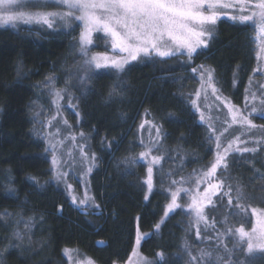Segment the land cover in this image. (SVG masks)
Listing matches in <instances>:
<instances>
[{
	"label": "trees",
	"instance_id": "16d2710c",
	"mask_svg": "<svg viewBox=\"0 0 264 264\" xmlns=\"http://www.w3.org/2000/svg\"><path fill=\"white\" fill-rule=\"evenodd\" d=\"M249 29L222 20L208 47L192 59L153 58L120 74L95 70L84 87L73 86L80 126L70 119L73 131L81 127L96 155L90 186L99 206L79 208L53 180L50 156L33 120L35 105L43 100L42 85L54 78L63 87L76 73L70 32L0 28V264H67L65 249H77L98 264H121L133 252L138 230L151 233L142 253L163 255L156 264H190L189 253L201 250L212 257L196 264H217V256L223 258L221 264H264V253L247 255L229 234L250 224L251 209H264V75ZM207 70L244 115L252 112L246 97L258 94L260 114L250 116L256 139L246 143L256 151H236L226 158L217 173L221 191L198 227L199 238L182 210L156 231L168 203L162 186L172 183L181 168L194 174L206 169L214 155L211 132L193 104L201 72ZM144 120L163 134L157 151L163 164L147 199L138 138Z\"/></svg>",
	"mask_w": 264,
	"mask_h": 264
},
{
	"label": "snow or ice",
	"instance_id": "6c2138e0",
	"mask_svg": "<svg viewBox=\"0 0 264 264\" xmlns=\"http://www.w3.org/2000/svg\"><path fill=\"white\" fill-rule=\"evenodd\" d=\"M49 3H55L63 10H31L43 9ZM226 8H238L240 14L233 15L231 19L238 20L242 24L250 22L254 26V42L257 43L260 53H264V0H0V27L15 28L18 23L27 25L34 22L51 28L55 20H60L67 26H71L72 22H79L78 26H82L83 29L79 36V51L85 58L84 64L88 70L91 71L93 67L95 69L111 68L120 74L126 71V65L139 60L141 57L171 58L178 54H186L191 59L199 47H207V41L204 37L211 36L213 31L211 26L216 25L221 11ZM94 33H103L110 40L113 55H108L106 49L105 53H98L89 57V45L93 43ZM90 79L91 76L86 72L80 82L85 84ZM207 84L212 87L213 94H215L216 89L212 84L210 71L207 75ZM53 94L57 97L61 95L58 91ZM216 98L220 99L219 96ZM261 102L264 103V99ZM225 106L228 107L233 124L239 123L248 128L256 127L247 116L240 115L237 110L229 107L227 102H225ZM252 111H256L255 106H253ZM238 116L239 120L237 119ZM203 118V114H201V119L203 120ZM159 134V129H157V136ZM238 140L239 137L237 136L235 140L229 142L223 152L217 151L215 162L203 174V178L197 181V191L191 196V203L188 206L189 214L192 215L197 226L206 221L204 208L206 204L211 203L212 197L217 195L222 187L221 183H213L210 178L215 175L217 168L226 161L229 150ZM215 142L219 150L221 144L218 136L215 137ZM145 148L146 151L140 153L141 159L152 152V148L147 146ZM52 150L55 151V146ZM237 151L254 152L256 149L245 147L242 150L237 148ZM159 160L160 157H152L154 164L159 163ZM56 163V157L53 156V164ZM146 183L149 191H151L152 167L148 168ZM200 183H207L203 192L199 191ZM180 191L187 192L188 190L178 188L171 193V202L167 205L165 216L174 209L181 207L177 203ZM240 198V193H237V199ZM85 202L86 200L80 201L82 204ZM228 202L229 204L232 203L231 198ZM252 215L255 217V223L250 231H246L244 227L235 230L240 240L247 242L249 253H252L254 249L264 251V209L253 208ZM161 223L163 220L154 226L155 229L158 230ZM15 235L20 238L18 232ZM196 235L197 238L200 237L198 227ZM140 240L141 235L138 231L137 245L140 244ZM185 247H188L187 244ZM227 251L231 255V250ZM68 253L69 250L65 249V254ZM136 254V251L133 250V256ZM157 255L163 259L161 253ZM189 256L190 264L197 260V257L192 256L191 253ZM200 257L201 259L204 257L210 259L212 253L201 250ZM216 261L217 264H221L223 258L217 256ZM87 264H93V262L88 260ZM128 264H132L131 257ZM228 264H233V262L229 261ZM235 264H243V262L236 261Z\"/></svg>",
	"mask_w": 264,
	"mask_h": 264
},
{
	"label": "rangeland",
	"instance_id": "374dc122",
	"mask_svg": "<svg viewBox=\"0 0 264 264\" xmlns=\"http://www.w3.org/2000/svg\"><path fill=\"white\" fill-rule=\"evenodd\" d=\"M31 10L61 11L63 9L57 6L55 3H49L43 9H31ZM239 14L240 13L238 12V8H226L221 11V14L217 19L216 25L211 26L213 28L211 36L204 37V39L207 41V47L210 44L214 36L215 28L220 21L226 20V21L242 24L238 20L231 19L233 15H239ZM78 24L79 22H72L71 26H67L65 25L64 22L60 20H55L51 28L48 27L47 25L37 24L34 22L27 25L23 23H18L17 27L15 28L12 27H0V28H11L15 30H18L20 28H27L30 31L32 29H36L40 31H46L47 33L51 32L52 34L58 33V31L70 32L69 34L66 35L70 37L69 40L72 41L73 43V50L71 52V55L72 57H74L73 60L78 62L77 64H75L76 68L74 71L76 73L73 75L72 78L68 77L65 80V84L63 87H61L54 78H50L48 81H46V83L42 85L43 100L38 101L36 103L34 116H33L35 134L45 143L46 150L50 156V161L52 165L53 180L55 181L56 184L60 185L66 190L67 195L70 198L71 202L79 208L81 207L99 208V206L95 203L90 186L91 174L96 165V155L94 152H92V150L90 151L88 142H86V137L84 136L81 127L77 133L73 131V128L75 127L74 125L75 122L72 123V120L70 119V118L75 119L77 126H80L81 117L77 110V101L75 95L73 94L74 91L73 86L74 88H78V87H84L86 85V83L81 84L80 82L86 72L89 75V73H92V71L95 70H111V71H115V70L111 68L95 69L94 67L91 71L88 70L87 66L84 64L85 58L81 55L79 51V36L83 29L82 26H78ZM242 25H249L250 27V29L248 30L249 39L253 47L256 48L258 51L257 52L258 68L264 75V53H260L257 43L254 42V37H255L254 26H252L250 22L244 23ZM92 39H93V43L92 45H89V57L92 55H96L98 53H105L106 49L108 55L110 56L113 55V50L110 47V40L107 37H105L103 33H94ZM207 47H203V46L199 47L196 53L193 54L192 58L196 56L199 52L204 51ZM177 56H183L185 58H188L186 54H178ZM154 58L169 59L168 57H163V58L154 57ZM149 59H153V58L141 57L137 61L130 62L129 65ZM129 65H126V68ZM209 71L211 72L212 75V84L216 89L215 94H213L212 87H209L207 84V75ZM214 79L215 77L213 71L207 70L201 72L200 82L197 86V89L195 90L194 99H193V101H195L194 108L197 110L199 121L204 125H206L211 132L213 144H214L213 158L206 169L201 170L195 174L189 173L188 170L186 169L183 170L181 168L180 170H178L179 173L177 174V177L174 180L176 183H173L174 181H172V183H170L169 185L167 184L166 186H162L168 196L167 205L171 202L172 192L176 191L178 188L188 190L187 192L186 191L179 192L177 197V203L180 204L181 207L174 209L172 212H169L168 215L164 217L163 223L170 217L171 214L175 213L178 210H182L190 216L196 228L203 225L204 222H201V224L197 226L194 222L192 215L189 214V210H188V206L191 203V196L194 195L197 191V181L203 178V174L210 168L211 164L215 162L217 151L223 152V149L228 146L229 142L235 140L237 136L239 137V140L232 145V148L229 150V153L227 154L226 158L232 152H236L237 148L241 149L242 147L245 146L249 148V145H246L247 141L253 140V138L256 139L253 133L257 129V127L248 128L247 126H241L239 123L236 124L232 123V117L231 114L229 113L228 107L225 106V102H227L229 107H232L234 108V110H237L240 115H244V114L240 108L236 107L231 101H229L221 94L222 93L221 90L217 88V85L214 83L215 81L213 82ZM57 91L61 93L59 97L53 94L54 92ZM217 96H219L220 99H217L216 98ZM246 104L251 109L253 108V106H255L256 108L255 112L252 111L250 112L249 115H245L249 120H251L252 124L256 126V123L251 119L250 116L260 114L259 112L260 104L258 103V94L251 93L250 95H248L246 97ZM201 114H203L204 117L203 120L201 119ZM260 115H264V114H260ZM237 119L239 120V116L237 117ZM157 129H159V133H160L159 136H157ZM217 136L219 137V143L221 144V148L219 150L217 149L215 142V137ZM138 138L142 146L141 152L146 151L145 146L152 148V152L147 157H145L144 159L139 158L141 162H143L146 166V174H145L144 182L148 191L147 198H149L151 193L156 189L157 186L155 181L156 174L162 168V164H163L162 157H160L157 152L160 146L162 145L161 141L163 138V134L157 125H154L144 120L141 123L140 128L138 130ZM53 146H55V151L52 150ZM53 156H55L57 160V163L55 165L53 164ZM153 156L160 157L159 163L154 164L152 162ZM224 164L225 162L220 167L217 168L215 175L210 178L213 183L218 182L217 173L221 168L224 167ZM149 167H152L151 191H149L148 184L146 183L148 179ZM89 169L91 170L89 171ZM61 173H63V175H61ZM69 185L71 186L70 188ZM206 187H207V183H200L199 191L203 192L204 188ZM220 191L221 189L218 191V194L220 193ZM217 195H214L212 197L211 203L206 204L204 208L205 216H206L207 208L210 206V204H212L214 198ZM74 198H75V202H74ZM81 200H86V202L82 204L80 203ZM250 214H251L250 224L246 226L245 225L238 226L236 229L240 227H244L246 231L251 230V227L255 223V217H253L252 215V209ZM163 223H161V225ZM236 229L231 230L229 234L231 237L235 239L238 246H241V248L245 251L247 255H252L255 253H264V251L260 249H254L252 253H249L247 250V242L240 240L238 233H236L235 231ZM138 231L141 235V240L139 245H137L135 242L133 250H135L137 254L133 256V252H132L130 256L132 260V264H156L157 259L160 258L159 256H157L156 258H150L144 255L141 251V246L143 241L146 238L150 237L151 233L144 234L140 230ZM68 250L69 253L67 255L65 254L64 251V256L66 257L67 264H87L88 260H91L93 264H98L93 259L84 255L77 249H68ZM194 256L197 257V260L194 262V264H196L198 263V259L199 258L201 259V257L200 254H195ZM201 260L202 262H205V257ZM128 262L129 259L121 264H128Z\"/></svg>",
	"mask_w": 264,
	"mask_h": 264
}]
</instances>
